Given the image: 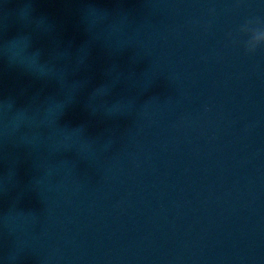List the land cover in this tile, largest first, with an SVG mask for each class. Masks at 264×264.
<instances>
[{"label":"water","instance_id":"obj_1","mask_svg":"<svg viewBox=\"0 0 264 264\" xmlns=\"http://www.w3.org/2000/svg\"><path fill=\"white\" fill-rule=\"evenodd\" d=\"M0 264H264V0H0Z\"/></svg>","mask_w":264,"mask_h":264},{"label":"clouds","instance_id":"obj_2","mask_svg":"<svg viewBox=\"0 0 264 264\" xmlns=\"http://www.w3.org/2000/svg\"><path fill=\"white\" fill-rule=\"evenodd\" d=\"M257 45H259V43H258ZM257 45H256L255 47H252V48H247V50L250 51V52H251V51H255Z\"/></svg>","mask_w":264,"mask_h":264}]
</instances>
